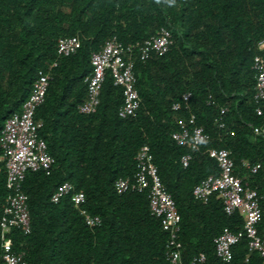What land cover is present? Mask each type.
<instances>
[{
  "label": "trees",
  "instance_id": "16d2710c",
  "mask_svg": "<svg viewBox=\"0 0 264 264\" xmlns=\"http://www.w3.org/2000/svg\"><path fill=\"white\" fill-rule=\"evenodd\" d=\"M161 28L172 37L168 52L134 63L140 98L135 116H118L122 89L109 73L96 112L79 114L91 55L112 38L134 45ZM74 36L77 51L58 57L57 41ZM261 42L264 0H0V132L20 113L38 72L56 62L35 114L55 166L49 176L27 173L22 190L31 230L28 235L12 230V249L23 252L27 264H170L168 235L160 219L151 216L146 192L118 195L114 189L118 179L132 182L134 158L148 146L180 217L179 264H190L199 254L204 264H261L259 254L248 253L242 216L226 215L215 195L206 203L192 196L195 185L219 174L208 151L227 150L234 175L263 196L257 229L264 231V103L257 114L252 70L255 56L264 60ZM185 94H190L189 111L173 112L172 104ZM191 114L207 134L195 151L171 139L176 119ZM186 154L191 161L183 168L180 158ZM243 161L259 169L252 174ZM65 182L84 194L82 209L100 219L98 226L88 227L69 197L50 201ZM8 194L0 160V219ZM224 229L238 236L228 263L216 257L214 246ZM1 244L0 237L3 264Z\"/></svg>",
  "mask_w": 264,
  "mask_h": 264
},
{
  "label": "built area",
  "instance_id": "2783aa9c",
  "mask_svg": "<svg viewBox=\"0 0 264 264\" xmlns=\"http://www.w3.org/2000/svg\"><path fill=\"white\" fill-rule=\"evenodd\" d=\"M172 45V37L168 30L161 28L155 36L142 43L123 46L114 38L107 40L100 50L90 57L92 71L84 79L86 97L78 106L81 115L94 114L100 103V93L107 73L110 74L114 86L122 89L123 104L118 110L122 119L134 117L140 108V98L136 89L134 63L138 59L146 61L152 54L162 55L168 52ZM79 46L78 37L62 38L57 41V56L69 57ZM264 48V42L259 49ZM56 62L45 71H39L32 84L30 94L23 103L20 113L8 118L0 132V160L5 164L6 188L9 192L3 206L0 219L1 259L3 264H27L23 252L12 249L9 234L12 230H19L28 235L31 230L30 215L26 196L22 185L27 173L43 172L49 176L55 166V159L48 153L46 142L39 137L42 121L35 119L37 109L44 103L48 91L50 74ZM254 72L253 100L259 106L256 113L260 114L261 103H264V60L255 56L252 61ZM190 94L182 96L181 100L172 104L171 110L177 112L189 111ZM225 110H222L223 114ZM177 130L172 133L171 139L177 146L187 147L191 151L198 149L207 139L203 127L196 124L193 114L187 118L176 119ZM222 127V125H220ZM258 134V130H254ZM208 156L216 162L219 169L217 176H208L194 186L192 196L203 203L208 202L212 195L222 202L226 215L238 213L243 217V234L248 240V253H257L264 264V231L258 232L257 226L262 212L260 196L256 190L243 184L242 180L234 175V163L230 152L224 149H210ZM136 173L132 182L127 179H118L114 189L118 195L130 189L138 193L146 192L151 216L160 219L162 230L168 235L165 256L170 264H179L181 260V244L178 241L180 232V217L171 195L161 183L157 169L153 164V157L148 146H143L134 158ZM191 161V155L180 158V165L186 168ZM242 167L255 174L259 165L250 166L247 161ZM69 197L73 206L78 209L85 224L95 227L100 219L89 215L82 206L85 196L82 192H73V186L65 182L57 187L51 195L50 201L58 203ZM238 236L228 229L214 240L216 257L224 263L232 259V247L237 243ZM205 256H194L190 264H204Z\"/></svg>",
  "mask_w": 264,
  "mask_h": 264
}]
</instances>
